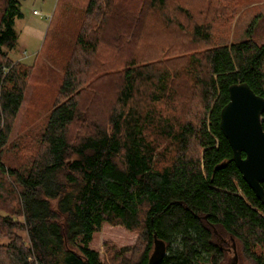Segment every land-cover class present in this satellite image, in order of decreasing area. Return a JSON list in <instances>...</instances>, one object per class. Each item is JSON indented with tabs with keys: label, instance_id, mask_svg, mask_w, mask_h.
I'll use <instances>...</instances> for the list:
<instances>
[{
	"label": "trees",
	"instance_id": "1",
	"mask_svg": "<svg viewBox=\"0 0 264 264\" xmlns=\"http://www.w3.org/2000/svg\"><path fill=\"white\" fill-rule=\"evenodd\" d=\"M217 1L90 0L39 148L18 168L5 153L31 68L9 57L21 2L0 0V264H148L155 236L158 264H226L228 245L264 264V202L220 128L231 85L264 98V43L252 27L215 44L200 18Z\"/></svg>",
	"mask_w": 264,
	"mask_h": 264
},
{
	"label": "rangeland",
	"instance_id": "2",
	"mask_svg": "<svg viewBox=\"0 0 264 264\" xmlns=\"http://www.w3.org/2000/svg\"><path fill=\"white\" fill-rule=\"evenodd\" d=\"M23 18L15 21L18 33L16 49L9 52L14 64L29 67V77L24 100L14 121L10 137V149L5 161L14 167H27L31 156L39 148L50 113L59 99V90L66 67L73 60L78 37L87 18L90 0H20ZM199 10L206 7L203 0H192ZM3 4L0 2V18ZM37 12V14H35ZM212 24L215 44H232L243 41L250 28L253 37L264 43V0H219L200 18ZM129 40V37H128ZM131 42V40H129ZM103 58L107 55H101ZM112 57V56H111ZM112 65L115 55L104 59ZM18 144L19 147L15 146ZM166 145V143H164ZM14 147V148H12ZM28 245L25 232L20 234ZM133 240L126 242L132 245ZM1 243L8 244L7 240ZM178 244L174 245L177 248ZM229 261L234 259V247L228 248ZM238 255V264H249Z\"/></svg>",
	"mask_w": 264,
	"mask_h": 264
},
{
	"label": "water",
	"instance_id": "3",
	"mask_svg": "<svg viewBox=\"0 0 264 264\" xmlns=\"http://www.w3.org/2000/svg\"><path fill=\"white\" fill-rule=\"evenodd\" d=\"M264 98L247 83L229 87V102L221 110L220 128L228 140L233 160L244 181L264 202ZM167 254L166 245L155 236V252L148 264H158ZM232 264H238L234 247Z\"/></svg>",
	"mask_w": 264,
	"mask_h": 264
},
{
	"label": "built area",
	"instance_id": "4",
	"mask_svg": "<svg viewBox=\"0 0 264 264\" xmlns=\"http://www.w3.org/2000/svg\"><path fill=\"white\" fill-rule=\"evenodd\" d=\"M35 14H37V12H35Z\"/></svg>",
	"mask_w": 264,
	"mask_h": 264
}]
</instances>
